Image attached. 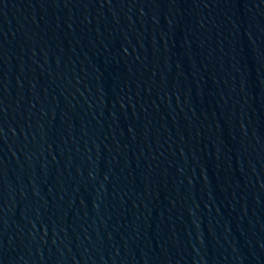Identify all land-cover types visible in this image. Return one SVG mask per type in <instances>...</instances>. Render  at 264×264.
Segmentation results:
<instances>
[{
    "label": "water",
    "instance_id": "water-1",
    "mask_svg": "<svg viewBox=\"0 0 264 264\" xmlns=\"http://www.w3.org/2000/svg\"><path fill=\"white\" fill-rule=\"evenodd\" d=\"M0 264H215L115 193L0 139Z\"/></svg>",
    "mask_w": 264,
    "mask_h": 264
}]
</instances>
